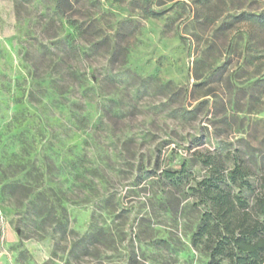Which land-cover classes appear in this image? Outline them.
<instances>
[{"label": "rangeland", "instance_id": "374dc122", "mask_svg": "<svg viewBox=\"0 0 264 264\" xmlns=\"http://www.w3.org/2000/svg\"><path fill=\"white\" fill-rule=\"evenodd\" d=\"M263 14L0 0V264H233L201 229L264 201Z\"/></svg>", "mask_w": 264, "mask_h": 264}, {"label": "trees", "instance_id": "16d2710c", "mask_svg": "<svg viewBox=\"0 0 264 264\" xmlns=\"http://www.w3.org/2000/svg\"><path fill=\"white\" fill-rule=\"evenodd\" d=\"M261 16L264 23V14ZM166 174L173 175L172 172ZM248 175V169L237 164L230 172L229 179L237 186H248ZM218 178L223 179L222 176ZM212 199L214 215H209L201 233L211 234L212 229L220 237L213 254H224L233 264H264V224L256 217L264 216L263 199L259 198L253 206H249L226 191H215ZM210 219H214L213 225H208Z\"/></svg>", "mask_w": 264, "mask_h": 264}]
</instances>
